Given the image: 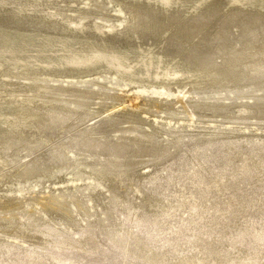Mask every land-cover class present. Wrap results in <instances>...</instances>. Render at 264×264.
<instances>
[{
  "label": "rangeland",
  "instance_id": "374dc122",
  "mask_svg": "<svg viewBox=\"0 0 264 264\" xmlns=\"http://www.w3.org/2000/svg\"><path fill=\"white\" fill-rule=\"evenodd\" d=\"M63 1L67 0H53L54 6L65 3L76 10L85 4L93 10L67 13L68 18L122 32L115 36L121 48L133 51L162 40L158 29L142 33L143 22L139 27L130 25L142 5H121V0ZM157 9L162 16L161 5ZM209 15L224 30L237 23L226 12ZM113 37L107 31L102 38ZM169 37L163 40L161 53H176ZM200 43L198 39L194 45ZM49 74H33L29 85L23 78L30 74L13 71L10 75L14 88L9 91L37 104L29 110L41 116L49 143L23 151L29 152L28 157L16 146L7 154L15 163L6 171L8 179L0 192L1 197L9 195V205L0 210V264H264V134L252 131L262 124L258 125L257 114L264 100H254L251 91L258 88L245 83L233 90L201 93L203 104L215 100L219 109L196 116L189 99L196 98L197 90L187 86L180 93V83L162 86L148 85V78L123 80L107 68L88 79ZM58 85L77 90L76 96L54 92L53 86ZM7 92L0 95L1 102ZM191 118L193 129L188 128ZM155 119L160 125L185 128L174 136L178 142L156 146L154 157L161 160L136 166L130 162L122 169L115 163L111 173L108 166L121 156L119 140L137 136L128 125L142 122L148 127ZM244 128L250 131L246 135ZM167 131L161 133L163 141L172 136ZM75 140L83 144L69 143L63 152L59 149L63 141ZM29 143L35 145L36 139L30 138ZM31 161H36L35 168L52 169L36 178H15L14 171ZM131 174L149 203L133 194ZM93 192L101 204L95 201L92 208ZM54 195L63 196V210L51 205ZM70 196L77 197L81 211Z\"/></svg>",
  "mask_w": 264,
  "mask_h": 264
},
{
  "label": "bare ground",
  "instance_id": "6f19581e",
  "mask_svg": "<svg viewBox=\"0 0 264 264\" xmlns=\"http://www.w3.org/2000/svg\"><path fill=\"white\" fill-rule=\"evenodd\" d=\"M68 1L77 4L75 0L63 2ZM121 2L123 3L121 5L125 2L142 5L141 12L144 8L146 14L140 12L134 19L136 22L130 25L136 24L139 27V22L141 24L143 22V29L139 31L142 33L150 31L152 34L151 31L158 29V33L160 35L162 33L163 37L160 42L158 41L157 46L144 45L145 48H139L144 50L143 53L134 48L136 53L139 52L135 56L134 50L117 46L115 36L123 34L122 32L118 33L113 27L107 28L98 22L85 25L83 18L73 20L65 16L67 13L75 15L79 11L93 12L85 4L84 9L83 4H79L77 9L73 10L70 4L65 3L63 7L57 8L53 0H12L10 3L0 0V95L8 91L2 99L4 101H0V154L3 155L0 156V192L6 186L8 179L6 171L15 163L13 157L7 156L11 147L16 146L21 153H24L23 151H28L29 148L37 150L49 143L43 131L44 128L40 124L41 116L29 110V108L38 107L37 104L35 105L31 99L17 97L13 91H9L14 88L10 80L13 71L30 74L23 75V80L28 85L29 79L34 77L33 74L41 73L49 76V73H52L56 76L65 75L64 78L70 80L83 76L88 79L102 68H107L123 80L148 78L151 82L148 85L168 86L180 83L183 85L178 87L180 93H183L187 86L197 90L194 91L196 98L189 99L196 116L203 112L218 111L219 105L215 100L205 105L199 97L201 93L210 94L215 89L233 90L239 85L249 83L252 89L258 88L251 90L255 91L252 95L253 99L259 102L264 100V0H121ZM158 5L162 7V16H160V9H157ZM42 7L47 9L42 10ZM213 11L233 15L237 23L224 30L221 23L214 16L209 15L214 13ZM237 30L240 35L238 39L234 36ZM90 31H92L91 37L88 36L91 34ZM107 31L114 34L111 41H105L102 38ZM167 35L170 36L169 39L174 40L173 49L177 50L176 53H161L164 49L163 40ZM198 39L201 43L194 45ZM131 49H133L132 46ZM186 51L190 52L188 57L184 58L182 55ZM53 90L57 93L67 92L74 96L77 93V90L73 88L67 90L60 85L53 86ZM164 90L166 89H162ZM8 97L14 98L13 101L6 100ZM70 110L73 111V109ZM104 113V115L107 114ZM257 115L259 116L258 125L262 124L252 131L256 134H264L262 121L264 108L260 107ZM15 119L18 121L17 124ZM11 120H15V123L13 124ZM156 120L158 119H155L154 123L148 127L140 121V123L128 125L129 129L137 131V136L131 139L123 137L119 140L117 147L121 149V156L118 157L117 162L108 166L111 173L116 165L117 169H122L123 165L130 162L135 166L140 162H153L152 160L159 158V156L154 157V154L157 155L156 146L162 144L160 142L164 144L178 142L174 136L180 134L185 128L172 127L170 123L160 125ZM190 122L192 125L190 124L188 128L193 129V118ZM166 130L172 136L167 141H163L161 133ZM241 131L245 135L250 132L245 128ZM5 134L10 135L5 136ZM30 138L36 139L35 145L29 143ZM69 143L78 147L83 144V141H63L59 149L63 152ZM28 153L24 155L28 157ZM30 153L33 154V152ZM51 159V163L55 164V159L53 157ZM34 162L36 161H31V166L17 168L13 173L15 178H36L41 172L47 171L46 169L48 171L52 169L35 168ZM133 172L132 170L131 173ZM132 174L130 186H132L133 194L138 199L143 198L149 203V199L143 196ZM12 191L8 190L9 193ZM23 191L17 192L21 194ZM51 198V205L57 210L64 209L66 202L62 195H54ZM68 199L81 211L76 196H70ZM7 200L9 195L0 196V210L9 205ZM90 201L92 208L95 201L101 204V198L96 192L92 193ZM31 240L37 239L31 238Z\"/></svg>",
  "mask_w": 264,
  "mask_h": 264
},
{
  "label": "water",
  "instance_id": "95a60500",
  "mask_svg": "<svg viewBox=\"0 0 264 264\" xmlns=\"http://www.w3.org/2000/svg\"><path fill=\"white\" fill-rule=\"evenodd\" d=\"M197 10H198V9H197ZM197 10H195V12H196Z\"/></svg>",
  "mask_w": 264,
  "mask_h": 264
}]
</instances>
